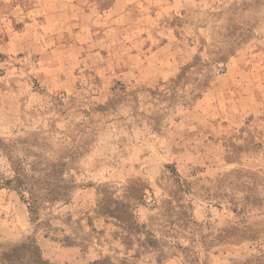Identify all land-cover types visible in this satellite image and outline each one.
I'll return each mask as SVG.
<instances>
[{
  "label": "rangeland",
  "instance_id": "rangeland-1",
  "mask_svg": "<svg viewBox=\"0 0 264 264\" xmlns=\"http://www.w3.org/2000/svg\"><path fill=\"white\" fill-rule=\"evenodd\" d=\"M0 139V264H264V0H0Z\"/></svg>",
  "mask_w": 264,
  "mask_h": 264
},
{
  "label": "trees",
  "instance_id": "trees-1",
  "mask_svg": "<svg viewBox=\"0 0 264 264\" xmlns=\"http://www.w3.org/2000/svg\"><path fill=\"white\" fill-rule=\"evenodd\" d=\"M225 54L222 52H217L215 54L214 58L206 62L205 68H209L212 65H219L218 67L223 68L224 62H225ZM189 74H196V78H194V82L191 84L192 88L188 92V100L191 101L193 98H197L200 96L201 92H203V88L208 87V81L205 79L203 80V62L202 59L198 56H196L193 59V62L188 64L186 67H184L179 74H177L174 78L170 79L169 85L164 88L161 91H151L149 90L152 98H155L156 100H163L169 96L171 100H173L174 95L176 93V88L179 86V84L182 85L186 84L187 75ZM119 92L115 93V96L119 97V93H121L122 96L126 94V88L123 86L119 87ZM114 96V95H113ZM182 105H186V99L182 98ZM111 102V101H110ZM1 142V139H0ZM5 149V148H3ZM10 159V157H9ZM13 175L11 177H1L0 176V190L1 189H10L16 192V194L19 196L20 200L26 204V206L29 208V211H33L35 206L39 205L41 202H56L59 200H62L63 196H59V194H54V184L51 183V181L46 182L47 184H44L39 179L32 180L28 173L25 171L24 166L20 164H16V166L12 163L11 164ZM39 182H42L43 186ZM44 189L46 192L43 196L41 193V190ZM46 195V196H45ZM45 199H44V198Z\"/></svg>",
  "mask_w": 264,
  "mask_h": 264
}]
</instances>
